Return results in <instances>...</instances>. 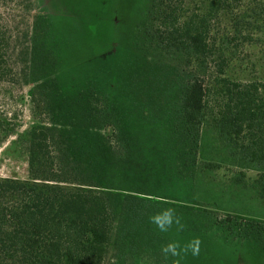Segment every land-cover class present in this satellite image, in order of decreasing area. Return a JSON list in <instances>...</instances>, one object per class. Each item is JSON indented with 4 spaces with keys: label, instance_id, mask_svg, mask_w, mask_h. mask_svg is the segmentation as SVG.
I'll return each instance as SVG.
<instances>
[{
    "label": "trees",
    "instance_id": "trees-1",
    "mask_svg": "<svg viewBox=\"0 0 264 264\" xmlns=\"http://www.w3.org/2000/svg\"><path fill=\"white\" fill-rule=\"evenodd\" d=\"M26 1L12 3L31 12L36 0ZM10 2L0 0V86L18 75L20 83L35 84V125L26 136L28 178L0 177V264H118L134 245L156 254L149 222L133 219L142 200L177 204L133 195L122 182L132 173L146 175V162L178 159L176 170L185 177L200 162L215 169L202 144L205 127L231 151L238 169L256 173L254 188L264 205V0H149L135 32L174 68L171 105L160 124L151 125L146 112L149 127L143 128L128 126L111 104H102L93 135L51 122L56 114L40 91L60 72L43 39L52 38L47 32L54 19L33 15L19 50L14 26L4 18ZM184 210L190 213L182 222L200 233L217 229L264 246V218L198 217L192 208ZM112 253H118L116 261Z\"/></svg>",
    "mask_w": 264,
    "mask_h": 264
},
{
    "label": "rangeland",
    "instance_id": "rangeland-1",
    "mask_svg": "<svg viewBox=\"0 0 264 264\" xmlns=\"http://www.w3.org/2000/svg\"><path fill=\"white\" fill-rule=\"evenodd\" d=\"M2 1H11L4 18L14 26L19 50L24 44L25 24L33 15L41 13L54 19L55 24L51 22L53 26L47 32L52 38L43 39L51 45L60 72L46 91H40L41 95H47V103L56 114L57 120L51 122L93 135V126L101 120L98 109L102 104H111L128 126L139 123L143 128L149 127L144 119L146 112L151 125L163 122V115L171 105L167 89L175 71L169 64L163 65L166 59L155 52L142 34L135 32L149 10V0H36L31 12L18 10L12 3L28 5L26 0ZM13 61L15 71L19 69L20 74L21 64L16 65L15 56ZM18 79L11 77L0 86V177L27 179L26 136L35 125L30 99L35 84L20 83V75ZM202 144L215 158L211 160L217 165L215 169H204L205 164L200 162L194 175L185 177L176 170L178 159L164 165L146 162L149 167L146 175L132 173L122 182L124 189L133 195L177 204L173 208L183 220L190 213L184 210L187 207L198 217L235 213L242 219L264 218V205L254 188L256 173L238 169L229 159L231 151H225L210 127L203 130ZM181 170L185 172L184 168ZM165 207L169 206L142 200V208L133 221L149 222L150 216ZM150 225L149 222L153 237L148 239L160 251L142 253L134 245L118 264H142L144 260L146 264H172L174 258L165 257L162 246L173 241L184 245L196 237L202 241L200 255H188L182 264H264V246L260 242L236 240L217 229L200 233L190 223L183 230H190L188 234L178 232L175 225L168 232ZM117 254L112 253L115 261Z\"/></svg>",
    "mask_w": 264,
    "mask_h": 264
},
{
    "label": "clouds",
    "instance_id": "clouds-1",
    "mask_svg": "<svg viewBox=\"0 0 264 264\" xmlns=\"http://www.w3.org/2000/svg\"><path fill=\"white\" fill-rule=\"evenodd\" d=\"M149 222L156 226L160 232H168L174 225L178 232L183 231L186 225L182 218L176 214L175 208L168 207L149 217ZM202 241L196 237L181 245L177 241L170 242L161 248L165 257H173L172 264H182L188 256L198 257L201 251Z\"/></svg>",
    "mask_w": 264,
    "mask_h": 264
}]
</instances>
